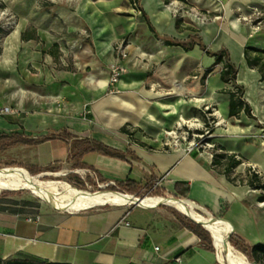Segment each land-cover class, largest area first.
I'll return each instance as SVG.
<instances>
[{
    "label": "crops",
    "instance_id": "crops-1",
    "mask_svg": "<svg viewBox=\"0 0 264 264\" xmlns=\"http://www.w3.org/2000/svg\"><path fill=\"white\" fill-rule=\"evenodd\" d=\"M57 1L60 4L54 12L56 17H51V11L45 9L37 12L24 7L21 30L15 36L14 45L24 58L44 59L48 63L34 62V72L29 70V63L13 70L1 68L0 108L13 101L18 113L0 116V135L18 133L38 143L7 144L0 148V158L12 164L43 168L44 172L53 167H66L72 174L89 172L90 176L97 177L91 169L75 166L80 162L96 169L106 184L126 179L139 182L145 186L140 196L159 193L180 196L175 184L184 183L190 188L188 198L210 211L217 212L226 204V221L244 241L250 245L264 243V210L258 202V190L235 185L215 170L210 150L165 147L162 143L165 136L157 139L156 135L165 130L164 119L167 118L145 111L135 114L129 102L123 99L140 98L133 93L126 96L125 90L142 86L154 65L167 62L161 66V71L167 68L170 49L177 58L174 61L185 59L175 62L188 70L200 66L206 70L218 65L214 57L206 55L197 45L188 52L178 46L165 45L163 39L156 38L148 29L140 12H133L135 8L129 0H50L53 5L59 3ZM141 3L158 33L166 34L161 36L187 40L191 31L177 28L163 0H141ZM140 27L147 28L150 35L145 42L136 35ZM84 32L88 34L84 36ZM198 35L213 52L228 49L230 60L238 68L236 85L244 88V98L254 117L241 114L239 119L247 134L238 140L236 149L226 150L243 158L235 173L244 174L247 168H252L264 176V81L256 69L247 65L241 38L229 37L215 25L201 29ZM127 36L136 47L141 44L148 56L143 61L145 66L138 67L142 73L140 79H122L111 91V71L106 66L116 61L114 46ZM157 39L162 40V44ZM249 47L264 49V33ZM233 50L237 52L236 58H233ZM134 55L141 56L137 51ZM68 57L73 58L74 64H66ZM60 61L63 65L54 63ZM220 70L214 69L209 75L205 99L208 103H217L222 119L226 120L234 118L229 117V95L219 91L233 89L235 84L223 82ZM159 79L158 73L155 74L151 84ZM103 80H107L105 85ZM21 82L30 93V88L36 93V89L44 86L50 96L44 100L30 95L21 97L20 89L11 94L10 84L20 88ZM42 104L51 107L43 110ZM81 105L90 106L88 111L94 115L95 125L91 124V116L75 114L73 109H80ZM54 106L59 108L54 109ZM128 125L138 130L133 135L135 141L128 140L122 131ZM142 131L146 135H141ZM44 136L55 137L41 141ZM84 138L123 151L131 150L140 160L128 157L125 161L97 152L78 159L75 156L79 146L74 140ZM148 185L157 188L148 190ZM33 214L40 215L38 222L27 221ZM194 225L184 214L152 204L68 211L41 206L21 212V208L0 203V259L54 264H222L217 252L208 250L192 230Z\"/></svg>",
    "mask_w": 264,
    "mask_h": 264
},
{
    "label": "rangeland",
    "instance_id": "rangeland-1",
    "mask_svg": "<svg viewBox=\"0 0 264 264\" xmlns=\"http://www.w3.org/2000/svg\"><path fill=\"white\" fill-rule=\"evenodd\" d=\"M217 1L220 4L217 10L210 6H204L196 0H168L167 3L163 1V6L166 10L172 13L173 19H175V21L178 20V29L180 30L182 29L191 31L192 29L196 30V32L199 34L201 29L206 30L208 25H215L229 37L241 38V41L245 47L252 43L255 44L257 41V36H259L261 33H264V0ZM58 4H60V2L53 5L50 0H0V77L2 76L1 68L3 66L6 68L9 67L10 70H13L15 67L29 63V70L34 72L35 69L33 68V64L48 63L44 59L35 61V59L31 57L24 58L21 55V50L18 51L16 49L17 46L15 47L14 45L16 36L15 34L16 31L18 34L21 30V11L24 9V7H31V11L33 10L37 12L45 9L47 11H51V17H56L54 12L57 11ZM134 6L135 5L132 3V8ZM133 12H136V10ZM138 14L140 17H142L141 13ZM87 34V32H84V36ZM160 34L166 35L163 33ZM136 35L139 38L143 37L144 42L147 36L150 38L147 28L143 30L140 27ZM130 39L131 38L127 36L119 43L115 44L114 48L117 59L115 62L106 66L111 72L113 67L117 68V71L119 72L117 82H111L109 80L110 84L112 85L111 91L115 90L113 86H116V84H118L122 79L131 81L132 79L135 80L141 78L142 73L138 71V67L145 66V62L143 61L145 60V57L148 56V53L141 44L136 47ZM157 40L159 44H162V40ZM172 50L173 49H170V63L167 68H164L163 71H161V66L163 64L165 65L167 62L154 65L152 70L148 72V75L146 76L147 80H144L145 83H143L142 86L139 88H129L125 90L126 96H130L129 93H133L140 95V98L123 97V99L129 102V106L132 109V112H136L135 114L139 115L142 111H145L146 114L157 113L160 117H164L163 114L166 110L162 109L158 105V102H173L179 97H182L185 100V103L182 104V114L184 116V120L179 121L173 117L165 116L167 119H164L166 123L164 129L169 132L171 131L172 134L166 135L162 139L164 146H170L174 148L191 147L193 150L197 149L198 151H211L215 145H220L228 150V147L224 144L226 139L240 140L244 138L243 136L247 134V132L244 130L245 126H243L241 119H222V114L219 115L217 112L220 110L218 104L208 103L205 99V93L208 86L207 79L214 69L217 71L220 70L221 64L213 65L206 70L203 66L197 67L193 70H188L185 69L186 67H183V65L179 66L178 63L175 62H184L183 60L185 59L174 61V59L177 58H175L176 56L174 53H172ZM136 51L141 54L140 57H135L134 54ZM25 59L26 61H24ZM54 63L56 65H63V62L61 61ZM66 64H74L73 58L68 57V59H66ZM157 73L160 79L154 80V84H151V79H153ZM179 83H182L185 88L182 93L178 95L173 93V91L176 85ZM195 84L198 86V88H194ZM10 86V93L12 94L14 91L17 93V91L20 89L21 97L30 95L42 98L44 100L50 96L49 94H46L47 91H44V86H42L41 90L36 89V93H32V88H30L31 93L28 92V90L25 89V84L23 82H21L20 88H18L16 85H12V83ZM219 92H221V90ZM198 99H203V101L198 102ZM81 106L82 107L80 109H73L75 114L85 118L91 116V124L95 125L94 122H96V120L93 119L94 115L92 112L88 111L90 106ZM41 107L43 110H48L51 106L48 104H42ZM58 108L59 106H54V109ZM16 109L17 108L13 101H9L7 106H2L0 108V111L5 110L3 113H0V116L9 115L12 113L17 114L18 111ZM220 120H222L221 123H219ZM126 130L127 131L125 133L127 134V139L135 141L133 135L138 133L137 128L132 125H128L126 126ZM141 135H146V133H143L142 131ZM141 135L139 138H141ZM165 143L167 145H165ZM0 166L19 167L18 165L12 164L10 161H7L3 158H0ZM60 168L61 167H53L50 170L40 174H48L44 178L66 181L71 185L83 188L89 192L109 190L107 189L106 183L99 182L98 178L96 176H90L89 172L76 175L69 173L66 167L64 169ZM251 189L254 188L251 187ZM258 193L260 196V190H258ZM129 195L132 197H142L132 194ZM148 196L169 197L174 196V194L159 193L158 195ZM258 202L260 203L264 201L258 200ZM0 203L7 205L10 208H21V212L28 211L30 209H36L41 206H47L39 197L35 196L29 191L24 190L11 191L0 189ZM261 207L264 210V205ZM226 211L227 205L223 204L217 212H211L215 213L221 220H226ZM227 215L229 216V214ZM234 234L237 235L236 229H234ZM235 249L238 250L236 247ZM238 251L241 252L240 250ZM249 263L260 264L253 262Z\"/></svg>",
    "mask_w": 264,
    "mask_h": 264
},
{
    "label": "trees",
    "instance_id": "trees-1",
    "mask_svg": "<svg viewBox=\"0 0 264 264\" xmlns=\"http://www.w3.org/2000/svg\"><path fill=\"white\" fill-rule=\"evenodd\" d=\"M135 6V10L141 13L144 21L147 24L148 29L154 34L156 38L164 40L165 45L167 46H178L181 47L185 52L191 51L196 45L199 46L204 53L210 57H214L217 64H221L220 77L221 80L225 83L232 82L234 83L233 89H223L222 93L229 95V117L239 118L241 114H245L250 118H254L251 113V107L244 98V88L242 86L236 85L237 80V66L230 60L229 51L227 48H222L219 51L213 52L209 50L207 45L202 42L201 37L198 35L196 30L191 29V33L188 35L186 41H180L177 39L169 38L167 36H161L156 30L155 26L152 24L148 14L141 6V0H129ZM165 3L168 0H163ZM185 1V0H178ZM128 15V14H126ZM178 28V20L176 21ZM91 44L90 40H87ZM244 55L246 63L250 68L256 69L261 75V81H264V49L255 48V47H245ZM123 132H126V127L122 128ZM63 135L66 138H70V135L66 132H63ZM55 136H44L41 138V141L52 139ZM38 140H31L24 137L22 134L11 133L1 134L0 135V148L4 147L7 144H36ZM74 143L79 146L76 158L81 159L85 154L90 152H97L106 156L118 158L121 160L128 161L127 158L131 157L134 160H140V158L131 150L123 151L110 147L107 144H104L98 140L91 138H84L81 140H74ZM213 155L212 157V166L219 173L225 175L227 179L235 185H248L254 189L260 190V196L258 197L259 201H264V176L259 175L252 168H247L244 174H235V169L243 163V158L235 153H228L223 146L215 145L211 150ZM19 167L26 169L31 175H37L44 172L43 168L28 166L22 164H15ZM76 167L89 168L93 173L97 175L99 182H105V179L101 174L94 169L83 163H76ZM145 186L132 179H126L124 181H115L114 185H108L107 189L112 191L121 192L124 194H132L140 196L142 189ZM149 187V188H148ZM153 186L148 185L146 189H151ZM189 185L184 183H176L175 191L182 198H188L189 194ZM175 213H179L175 208H171ZM188 218V217H186ZM192 230L201 238L205 247L210 251H215V248L212 244L211 232L208 230L202 229L198 225L191 226ZM235 247L240 250L248 259L249 262L264 264V243L250 245L244 241L238 235H233L232 237ZM0 264H54L48 262H35L29 259H0Z\"/></svg>",
    "mask_w": 264,
    "mask_h": 264
},
{
    "label": "bare ground",
    "instance_id": "bare-ground-1",
    "mask_svg": "<svg viewBox=\"0 0 264 264\" xmlns=\"http://www.w3.org/2000/svg\"><path fill=\"white\" fill-rule=\"evenodd\" d=\"M196 1L204 6H210L215 10H217L220 5L217 0ZM15 35H17V31ZM232 55L233 58H236L237 52L233 50ZM90 79L91 81L93 80L92 77H90ZM101 82L105 85L107 80ZM184 88L183 84L179 83L174 88L173 93L179 95ZM201 101H203V99H198V102ZM184 103L185 100L179 97L173 102H158V105L166 110L163 114L164 116L183 121L182 104ZM217 112L219 115L221 114V110ZM221 122L222 120H220L219 123ZM170 134H172L171 131L160 130L156 137L157 139H161ZM238 142V140L226 139L224 144L229 150H232L237 148ZM47 175L48 174H44V176H32L22 167L6 168L5 166H0V189L29 191L39 197L48 207L63 211L99 206L123 205L124 202L133 200V197L129 194L112 190L89 192L83 188L71 185L66 181L44 178ZM153 200L159 205L176 206L179 211L188 215L193 221L209 229L216 247L217 257L222 264H250L241 252L232 249L229 235L234 232V227L230 225V222L221 220L215 213H213L212 216L202 213L197 205L191 202H185L181 196H155ZM142 204L150 205L146 202H142ZM259 204L263 206L264 202H260ZM217 220H219V223H217Z\"/></svg>",
    "mask_w": 264,
    "mask_h": 264
},
{
    "label": "water",
    "instance_id": "water-1",
    "mask_svg": "<svg viewBox=\"0 0 264 264\" xmlns=\"http://www.w3.org/2000/svg\"><path fill=\"white\" fill-rule=\"evenodd\" d=\"M5 167H6V168H10V167H8V166H5ZM37 176H44V174H39V175H37ZM183 200H184L185 202H191V203L197 205V206L200 208V211H201L202 213H204V214H206V215H209V216H212V215H213V212H211L206 206H204V205H202V204H200V203H198V202H195V201H193V200H191V199H189V198H183ZM142 202H146V203H149V204H152V205H157L158 207L175 208L177 211H179V210L176 208V206H174V205H170V206H162V205L156 204V203L154 202L152 196L133 197V200L126 201V202L123 203V205H140V204H142ZM179 212H181V211H179ZM181 213L184 214L183 212H181ZM184 215H185L186 217H188V218H189L192 222H194L196 225L200 226L202 229L210 231L209 229H206V228L203 227L202 225H200V224H198L197 222L193 221L188 215H186V214H184ZM225 221H226V220H225ZM217 223H219V220H217ZM230 225H232V224H230ZM233 235H234V232H233L232 234L229 235V236H230V240H231V246H232V249H233L234 251H237V250L235 249V245H234L233 240H232ZM211 238H212V244H213L214 248H216V247H215V244H214V241H213L212 234H211Z\"/></svg>",
    "mask_w": 264,
    "mask_h": 264
},
{
    "label": "built area",
    "instance_id": "built-area-1",
    "mask_svg": "<svg viewBox=\"0 0 264 264\" xmlns=\"http://www.w3.org/2000/svg\"><path fill=\"white\" fill-rule=\"evenodd\" d=\"M112 74H111V78H110V81L111 82H117V77L119 76V72L117 71V68H115V67H113V69H112V72H111ZM5 110H1L0 111V113H3ZM197 150V149H196ZM109 184H111V185H114V182H110V183H108V184H106V186H108ZM153 189H156L157 188V186H153L152 187ZM143 196H148L147 194H144ZM153 197V196H152ZM100 207V206H99ZM40 220V215L39 214H33V215H31V216H29L28 218H27V221H29V222H38ZM125 225H129V222L128 221H124L123 222ZM156 249H158L157 247H156ZM218 258V257H217ZM219 260V259H218Z\"/></svg>",
    "mask_w": 264,
    "mask_h": 264
}]
</instances>
